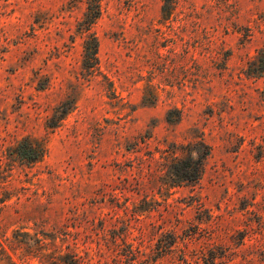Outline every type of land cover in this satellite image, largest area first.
Wrapping results in <instances>:
<instances>
[{"label": "rangeland", "instance_id": "374dc122", "mask_svg": "<svg viewBox=\"0 0 264 264\" xmlns=\"http://www.w3.org/2000/svg\"><path fill=\"white\" fill-rule=\"evenodd\" d=\"M88 1L0 0V264H264V0Z\"/></svg>", "mask_w": 264, "mask_h": 264}, {"label": "trees", "instance_id": "16d2710c", "mask_svg": "<svg viewBox=\"0 0 264 264\" xmlns=\"http://www.w3.org/2000/svg\"><path fill=\"white\" fill-rule=\"evenodd\" d=\"M165 5L163 12L167 13L169 9V0H164ZM173 3V2H172ZM101 15L100 0H89L87 12L85 14V19L82 22L83 29L85 31H91V28L96 23ZM89 44L85 47L86 50V60L85 65L88 70L94 68L97 64V54H98V41L93 35H89ZM251 74L262 76L264 75V48L258 51L255 60L251 62L250 67ZM205 148V146H204ZM206 149L208 147L206 146ZM47 147L43 141L35 140L31 137L24 138L21 142L13 148L12 153L20 161L26 162L28 164H33L40 162L47 155ZM210 154L209 150L204 154V156L198 160L196 168L193 172L190 171V163L193 162L192 159L189 162L180 161L178 157L174 156L171 160V170L169 173L170 179L173 180V185H180L184 182H193L200 179L204 168V161L206 157ZM179 164H184V168H181Z\"/></svg>", "mask_w": 264, "mask_h": 264}]
</instances>
